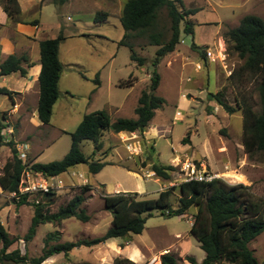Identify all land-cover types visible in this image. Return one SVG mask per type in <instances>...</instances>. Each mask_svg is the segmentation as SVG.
<instances>
[{
	"label": "rangeland",
	"instance_id": "obj_1",
	"mask_svg": "<svg viewBox=\"0 0 264 264\" xmlns=\"http://www.w3.org/2000/svg\"><path fill=\"white\" fill-rule=\"evenodd\" d=\"M113 1L50 0L51 4L42 14L43 19L63 28L60 35L62 37L68 36L70 24L76 25L77 30H90L91 35L80 40L62 39L59 43V59L66 76L61 78V96L49 124L37 131L32 127H23L24 136L19 135V125L12 127L13 132H3L6 138L13 134L17 144L21 145L26 141L24 138L29 136L43 150L37 163L61 160L70 147L68 134L76 129L86 114L105 111L111 121L117 118L133 119L138 99L150 84V74L153 71L150 63L159 47L150 46L147 36L160 35L158 38L162 44L170 40L167 13L164 9L161 10L155 26L147 30L143 37L129 39L136 54L146 60L144 66L138 67L130 62L129 49L119 45L124 37L120 23L123 3L119 5V0ZM182 2L185 9L195 10L196 14L187 19L192 24V34L181 33L179 45L156 68L161 78L156 95L165 101L162 108L155 111L154 118L144 133L120 137L106 135L98 157L102 156L103 162H109L113 167H105L97 175L87 174L85 165L68 170V173H81L83 178L75 179L72 184L67 175H62L66 184L52 198V204L48 207L50 214L55 213L59 207L80 194L81 187L88 185L91 189L84 195L85 202L81 209L89 217V221L82 223L70 218L58 226H40L32 241L25 245L22 238L29 228L33 210L29 205H20L9 198L8 193H2L0 221L10 237L18 239L10 251L18 249L29 258L39 257L44 247L43 241L49 234H56L57 238L50 241V246L101 237L111 226V214L104 210L102 197L114 195L118 190L117 193H138L144 199H155L158 192H153L154 190L162 191L182 183L184 174H181L182 165L179 162L184 161H193L201 171L216 175L230 185L248 186L254 199L264 201V153L251 155L244 152L240 111L228 115L214 100L208 99L209 93L222 91L219 99L229 106L236 107L235 100L238 99L259 112L256 90L258 78L239 71L243 62L230 51V46L224 42V35L236 28L244 16L254 15L264 21V0ZM76 7L79 10L73 13ZM90 13L93 14L92 18L98 13H108L109 17L106 22L99 18L98 22H93L98 25L90 29ZM180 27L183 29V24ZM94 34H104L106 39L96 40L93 38ZM208 51L211 52L210 58L206 56ZM110 53L116 54L117 58L108 65L105 59ZM202 53H205L207 63H201ZM106 64L108 66L99 78L102 88L95 94L94 81L97 76L94 71ZM234 72L235 78L228 82L227 77L234 76ZM130 78L136 79L132 87L114 88L111 84L114 80L120 82ZM5 99L9 102L7 96ZM115 107L119 109L116 110ZM0 123H3L1 118ZM55 129L66 133L59 134ZM185 138L189 141L186 145L182 143ZM92 149V143L85 142L81 150L88 156ZM8 150L7 153H10ZM19 150L28 163L24 150ZM2 151L4 148L0 147V152ZM5 158L2 156L0 159ZM10 158L11 153L7 159ZM153 161L175 168L169 181L164 182L154 174L151 175L150 166ZM117 184L120 186L116 187ZM179 197L178 190L172 192V206H176ZM193 212L191 209L190 213ZM189 221L187 218L177 217L164 219L154 213L146 221L142 234L131 236L132 242L154 251L166 248L164 254L173 255L178 264H190L189 258L199 264L203 252L193 237L187 238L191 226ZM146 248L142 249L144 259L140 262H133L125 253L117 254L114 249L100 244L91 248H76L68 256L52 257L45 264H115L117 260H126L129 264H159V258H151L149 254L153 253ZM249 248L258 263L264 264V233L251 242Z\"/></svg>",
	"mask_w": 264,
	"mask_h": 264
},
{
	"label": "trees",
	"instance_id": "obj_2",
	"mask_svg": "<svg viewBox=\"0 0 264 264\" xmlns=\"http://www.w3.org/2000/svg\"><path fill=\"white\" fill-rule=\"evenodd\" d=\"M0 6L9 18L13 19L19 13L17 0H0ZM163 9L170 21L171 38L167 43L162 44L158 38L160 35L147 36L150 39V46L159 48L150 63L153 68L150 84L145 91H142L134 110L136 118H119L112 122L105 111L86 114L76 129L68 134L71 143L65 156L61 160L46 164L26 163L22 160L12 140L4 143L3 132L7 126L0 123V147H8L11 153V158L1 168V192L8 194L17 192L20 176L25 170L52 177L85 165L87 174L97 175L110 165L103 162L101 159L103 157H98L103 149V138L106 135L145 132L154 118L155 111L161 109L165 102L156 95L161 80L156 68L160 61L179 45L181 33L192 34V24L187 19L196 14V11L185 9L182 0H127L121 12L120 23L124 37L119 45L127 47L131 53L130 61L142 67L146 64V60L136 54L134 45L128 41L131 37L140 39L147 30L152 29L157 22L158 13ZM182 24L183 29L180 27ZM62 39L63 37L59 36L56 39L43 40L38 44L41 70L38 77L39 99L36 111L43 125L49 124L53 106L59 98L58 83L62 65L58 58V49ZM224 42L230 46V51L238 60L243 62L239 71L258 78L256 90L259 112H255L251 105L238 99L235 100L236 107L229 106L219 99L222 91L209 93L208 99L214 100L228 115L240 111L244 152L251 155L264 153V21L254 15L244 16L236 28L224 35ZM192 46L197 49L195 45ZM201 57V63H207L205 53H202ZM22 64L30 66L27 57H7L0 64V77L13 73H19L24 77L26 70ZM236 72L226 80L232 82ZM133 80L130 78L128 81L120 82L118 87H128L133 84ZM94 82L96 85L99 84L98 79ZM0 94L12 97V93L6 89H0ZM186 138L182 140L184 145L189 143ZM85 142H91L93 146L88 156H85L81 150ZM150 171L157 179L166 182L171 179L170 174L175 168L153 161ZM90 189L88 185L81 187L80 194L75 195L53 214L48 212V207L52 204L54 193L44 197L37 205L25 203L24 200L17 202L20 205H29L33 210L29 228L22 238L24 244L32 241L40 226L47 224L58 226L62 221L70 218L87 223L89 217L81 209V205L85 202L84 195ZM175 190H178L180 197L174 207L170 198ZM140 196L138 193H117L102 197L104 210L111 214V226L104 235L92 240L56 243L50 246V241L57 238H55L56 234H49L43 241L41 255L35 258L21 254L18 249L10 251L18 239L10 237L0 221V264H45L52 257L68 256L76 248H91L114 239L119 240L122 245L127 243L132 235H141L146 221L154 213H158L164 219L183 216L191 221L189 235L199 243V248L205 254L200 264H259L249 246L264 233V201L254 199L250 187L242 184L230 185L217 178L210 182H182L178 186L158 192L155 199H144ZM191 209L194 210L192 214ZM188 261L190 264H197L194 259L189 258ZM122 263L128 261L115 262V264ZM159 264H178V262L173 255L166 253L159 257Z\"/></svg>",
	"mask_w": 264,
	"mask_h": 264
},
{
	"label": "crops",
	"instance_id": "obj_3",
	"mask_svg": "<svg viewBox=\"0 0 264 264\" xmlns=\"http://www.w3.org/2000/svg\"><path fill=\"white\" fill-rule=\"evenodd\" d=\"M86 1L92 2V0H86ZM126 1L127 0L118 1L119 5L123 3L122 9ZM17 3H18V8H19V13L13 19L9 18L6 15V13L3 11L2 7L0 6V64L9 56H17V57L25 56L27 57L28 63L30 64V66L28 67L27 65L22 64V67L26 70V75L24 77H22L19 73H13L9 76L0 77V89H6L7 91L12 93L11 98L7 96V99L9 102H7L5 99L6 95L0 94V118L3 121V124L7 126L5 131L9 130L10 132H13L12 127H14V125H19L21 127V131L19 135L24 136L25 131L22 130L23 127H32L35 131H37L39 128H42V127L44 128V126H46V125H43L42 122L38 119V115L36 111L38 99H39L38 77H39L40 70H41L40 61H39L40 56H39V45L38 44L39 42L46 40V39L58 38L63 32V28H60L58 24L55 25V23L48 22L42 18L43 12L47 9V6L51 4L50 0H17ZM78 10L79 8L76 7L73 10V13H76V11ZM98 14L100 17L98 16ZM98 14L96 16H93L92 18L93 14L90 13V17H91V23L89 27L90 29L92 28V26L98 25L97 23H95V25L93 24V22L99 21V20L96 21V18L97 19L100 18L102 22H106L109 17L108 13L106 14L98 13ZM70 30L68 32V36L66 37L63 36L64 40L65 39H68V40L79 39L80 40L86 35H91L90 30H87V31H84L81 29L77 30L76 25L74 24H70ZM105 36L106 35L104 34H94L93 38H95L96 40L106 39ZM58 58H59V53H58ZM116 58H117L116 54L110 53L107 60L105 59V61H107L109 65V63H112L113 61H115ZM108 65L106 64L105 66H101V68H96V70L94 71V73L97 76L96 79H98L99 81V84L96 85V88H95L96 89L95 94H97L102 88V82L99 80V78L101 77V74L105 71ZM108 71H111V70H108ZM65 76L66 74L64 72V67L62 65V73H61L59 83H58L59 97L61 96V92L59 89L60 81H61V78ZM135 80L136 79L134 78L133 84ZM120 82H123V81H120ZM120 82L114 80V81H111V84L114 88H120L118 87V84ZM133 84H131L128 87H132ZM124 88H127V87H124ZM56 105H57V102L53 106L52 116H54ZM114 109L117 110L119 109V107H115ZM133 119H135V115ZM55 131L59 134L66 133L64 130L57 131L55 129ZM46 134L48 135V133ZM109 134L113 135V133H109ZM115 135H118L120 137V136L134 135V133L131 134V133L124 132L120 134H114L113 136L116 137ZM104 138H103V141H104ZM24 139H26V141L23 142L22 145L17 144V139H15L12 134V135H9L8 138H6V136L4 137V143L12 140L15 143V146H16V149L19 155L20 154L23 155L21 153L22 151L20 152L19 150V148H22L25 154L27 155V160H29V162L31 163H37L38 159L41 157L43 153V150H40L39 147H37L36 143H34V141H31L29 136H26ZM1 148H4V151L0 152V158H2V156L6 158L4 160L0 159V173H1V168L8 160L7 158L10 156V153L9 152L7 153V149H9L8 147L1 146ZM106 167H113V166L110 164ZM151 175H153V173ZM119 186L120 185L118 184L116 185V187H119ZM156 191L160 192L158 189L154 190L153 192H156ZM117 192L118 190L115 191L114 194H117ZM2 193L3 192H1L0 190V194ZM121 193H124V192L121 191ZM177 218L186 219V217H183V216H180ZM190 225H191V221H189V226ZM187 238L190 239L192 237L188 235ZM102 245H106V247H110L112 250L114 249V252L116 253L117 252H119V254L125 253L126 256L133 262H140L142 259H144V256L142 255V249H145L146 247L132 242L131 237L127 243L125 242L122 245L116 239L109 240ZM146 249H148L150 253H153L149 255H151L152 256L151 258H154V259L159 258V256H161L167 251L166 248H158V250H155V251L152 250V248H148V247ZM202 254H203L202 260H203L205 258V254L204 253Z\"/></svg>",
	"mask_w": 264,
	"mask_h": 264
},
{
	"label": "built area",
	"instance_id": "obj_4",
	"mask_svg": "<svg viewBox=\"0 0 264 264\" xmlns=\"http://www.w3.org/2000/svg\"><path fill=\"white\" fill-rule=\"evenodd\" d=\"M206 56L210 58L211 52H206ZM19 157L22 160H25L26 158L21 154ZM179 164L182 165L181 174H184L182 182H210L217 179L216 175L201 171L193 161L179 162ZM63 175H67L72 184H74L75 179L83 178L81 173L67 172ZM65 184L62 175L45 177L39 172L25 170L20 176L17 192L8 195L9 198L15 202L24 200L25 203H33L37 205L44 197L53 193L56 195Z\"/></svg>",
	"mask_w": 264,
	"mask_h": 264
},
{
	"label": "bare ground",
	"instance_id": "obj_5",
	"mask_svg": "<svg viewBox=\"0 0 264 264\" xmlns=\"http://www.w3.org/2000/svg\"><path fill=\"white\" fill-rule=\"evenodd\" d=\"M129 253V252H128Z\"/></svg>",
	"mask_w": 264,
	"mask_h": 264
}]
</instances>
